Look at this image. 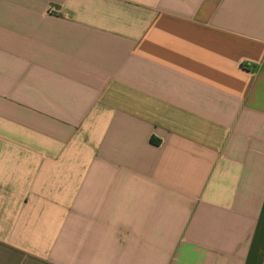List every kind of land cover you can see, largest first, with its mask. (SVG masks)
<instances>
[{"label":"crops","instance_id":"1","mask_svg":"<svg viewBox=\"0 0 264 264\" xmlns=\"http://www.w3.org/2000/svg\"><path fill=\"white\" fill-rule=\"evenodd\" d=\"M0 264H264V0H0Z\"/></svg>","mask_w":264,"mask_h":264}]
</instances>
